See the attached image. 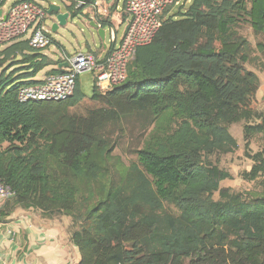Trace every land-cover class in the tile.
I'll list each match as a JSON object with an SVG mask.
<instances>
[{
	"label": "trees",
	"instance_id": "obj_1",
	"mask_svg": "<svg viewBox=\"0 0 264 264\" xmlns=\"http://www.w3.org/2000/svg\"><path fill=\"white\" fill-rule=\"evenodd\" d=\"M112 1L110 15L92 21L114 28L120 0H66L63 12ZM174 7L127 80L105 93L94 80L91 97L78 79L68 100L20 102V89L58 62L28 42L0 45V182L14 194L0 224L17 210L70 219L79 264H264V192L221 187L232 175L214 161L239 149L231 128L243 123L253 165L242 178L264 180V145L251 151L264 141V110L254 108L261 82L240 34L248 26L262 36L264 54V0Z\"/></svg>",
	"mask_w": 264,
	"mask_h": 264
},
{
	"label": "built area",
	"instance_id": "obj_2",
	"mask_svg": "<svg viewBox=\"0 0 264 264\" xmlns=\"http://www.w3.org/2000/svg\"><path fill=\"white\" fill-rule=\"evenodd\" d=\"M180 1L124 0L123 14L128 24L130 23L127 35L105 55L88 52L71 56L62 51L46 31L48 18H53L54 25L62 27L56 15H48L51 6L45 8L42 0H0V45L7 48L16 43L28 42L32 49L58 62L50 71H61L56 74H49V71L41 79L34 78L38 84L23 86L18 94L19 101L26 103L68 100L75 94L77 81L83 74H93L98 89L103 93L123 84L127 80L128 69L138 48L153 41L166 21L163 17L165 11ZM100 6L97 3L93 9L97 10ZM61 13L68 14L71 18L69 13ZM112 35L116 43L114 32ZM52 53L57 57H50ZM13 197L12 190L0 182V206Z\"/></svg>",
	"mask_w": 264,
	"mask_h": 264
},
{
	"label": "rangeland",
	"instance_id": "obj_3",
	"mask_svg": "<svg viewBox=\"0 0 264 264\" xmlns=\"http://www.w3.org/2000/svg\"><path fill=\"white\" fill-rule=\"evenodd\" d=\"M191 1L192 0H181L177 5H175L173 13L176 14L180 8L182 12H185ZM42 3L45 8L55 5L61 7L62 11L66 10V2L64 0H42ZM113 3L114 1L111 3L99 2V5L101 6L97 8V10L88 8L83 14L69 18L66 25L64 27H60L56 33H52L54 19L48 18L46 22V31H48L52 38L65 50L64 52L67 51L66 53L71 56L80 53L86 54L90 51L99 52L104 49L105 45H110V38L113 32L115 35L116 31L118 32L117 37L118 42H120L123 38L124 31L126 30L125 25L121 26L120 30L117 28H110L109 26L105 27L104 31L106 33V41L103 43L99 37L98 31L91 27V23L93 22L92 20L96 19V14L102 16L103 18H107L110 15V7ZM183 7L184 9H182ZM123 13L124 0H120L118 4V12H116L113 17L119 19V15H123ZM240 34L243 35L250 43L251 62L246 65V68L249 71L254 72L259 77L261 82V87L258 91L254 108L257 110H264V54L258 52L257 50V44L263 41V37L256 36L253 30L248 26H244L240 30ZM52 52L55 51L52 50ZM50 57L56 58L57 56L52 53ZM49 71L50 69H46L41 72L38 74L37 79H41ZM18 75L19 74L17 73L15 77ZM93 86V74H83L80 76V87L87 97L92 96ZM81 107L76 110V113L85 114L86 108L89 107V102H87L84 107ZM243 127L244 124L241 123L234 125L231 128V134L237 140L239 149L234 154L220 156L214 159V161H217V164H219L222 169L228 171L232 175V180L223 182L221 187L231 188L235 192L261 193L264 192V180L252 183L242 178L243 173L249 172L253 165L252 162L245 156L246 149ZM263 145V138L257 137L251 144V151L253 154L260 151ZM116 154H119V152H116ZM123 158L127 163L130 160H135L134 156H127L125 154H123ZM215 199H218V195L215 196Z\"/></svg>",
	"mask_w": 264,
	"mask_h": 264
},
{
	"label": "crops",
	"instance_id": "obj_4",
	"mask_svg": "<svg viewBox=\"0 0 264 264\" xmlns=\"http://www.w3.org/2000/svg\"><path fill=\"white\" fill-rule=\"evenodd\" d=\"M119 16L113 22L114 28L120 30L123 25L127 27L128 21L124 14ZM117 34L116 31L115 44L112 35L110 45L96 54L105 55L108 47L118 44ZM70 223L68 218L51 221L35 211L17 210L10 223L0 224V264H79L81 254L71 244Z\"/></svg>",
	"mask_w": 264,
	"mask_h": 264
},
{
	"label": "water",
	"instance_id": "obj_5",
	"mask_svg": "<svg viewBox=\"0 0 264 264\" xmlns=\"http://www.w3.org/2000/svg\"><path fill=\"white\" fill-rule=\"evenodd\" d=\"M61 11H62L61 7H58V6H55V5H51L50 9L48 10V15H50V16L56 15L57 16V20L59 21L60 25L62 27H64L66 25L67 20H68L69 17H68V14H62ZM91 27H93L94 29H96L98 31L99 37L101 38V40L103 42H105L106 37H105V31H104V29L100 28V26H98L94 22L91 23ZM129 28H130V23L126 27L124 36L127 35ZM58 29H59L58 24H55L53 26V28H52V31L54 33H56L58 31ZM65 67H66V65H65Z\"/></svg>",
	"mask_w": 264,
	"mask_h": 264
}]
</instances>
